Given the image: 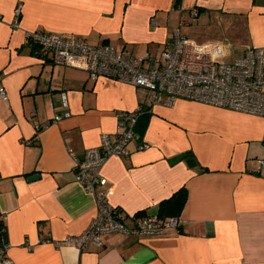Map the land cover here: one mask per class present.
<instances>
[{
	"label": "crops",
	"instance_id": "obj_1",
	"mask_svg": "<svg viewBox=\"0 0 264 264\" xmlns=\"http://www.w3.org/2000/svg\"><path fill=\"white\" fill-rule=\"evenodd\" d=\"M195 8L199 23L187 38L229 41L235 56L264 48V0H0V88L8 94V101L0 99L5 259L264 264V118L183 99L142 115L130 155L112 157L102 169L108 203L127 216L158 215L160 205L185 188L181 228L162 236L104 235L101 246L82 251L60 244L85 232L97 214L95 196L76 182L75 161L98 147L103 134L117 133L116 114L135 111L147 95L53 63L28 33L73 34L135 57L160 58L174 32L194 23ZM65 113L70 117L55 122ZM33 176L38 179L30 181Z\"/></svg>",
	"mask_w": 264,
	"mask_h": 264
},
{
	"label": "built area",
	"instance_id": "obj_2",
	"mask_svg": "<svg viewBox=\"0 0 264 264\" xmlns=\"http://www.w3.org/2000/svg\"><path fill=\"white\" fill-rule=\"evenodd\" d=\"M16 15L19 18L20 10ZM190 16L195 22L198 9L191 10ZM151 23L157 26L155 19ZM14 25L18 27L19 21ZM28 38L47 56L51 55V61L57 65L85 70L93 82L113 80L139 88L147 95L145 103L135 111L116 114L117 133L103 134L98 147L88 149L83 160L75 161L76 182L95 196L97 204V214L88 229L80 236L68 237L60 243L80 251L90 244L101 246L104 235L162 236L182 226L180 217L127 216L107 201L103 166L112 157L130 155L128 146L136 140L135 128L142 115L151 113L157 106L171 108L183 99L264 118V48L248 47L235 56V46L229 41L197 43L178 29L160 58L135 57L110 45H92L73 34L34 31L28 33ZM0 99L8 101L3 87L0 88ZM63 106L68 107L65 95ZM64 117H70V114L56 116L55 122ZM145 148L146 145L140 146V149ZM0 263L13 264L4 258L2 250Z\"/></svg>",
	"mask_w": 264,
	"mask_h": 264
},
{
	"label": "trees",
	"instance_id": "obj_3",
	"mask_svg": "<svg viewBox=\"0 0 264 264\" xmlns=\"http://www.w3.org/2000/svg\"><path fill=\"white\" fill-rule=\"evenodd\" d=\"M186 201H187V190L185 188H182L181 190L176 192L169 200L163 202L160 205V211L158 213V216L163 219L169 217H180L181 212L186 204ZM7 245H8V234H7L6 226L0 214V249L6 247Z\"/></svg>",
	"mask_w": 264,
	"mask_h": 264
},
{
	"label": "rangeland",
	"instance_id": "obj_4",
	"mask_svg": "<svg viewBox=\"0 0 264 264\" xmlns=\"http://www.w3.org/2000/svg\"><path fill=\"white\" fill-rule=\"evenodd\" d=\"M189 21V20H187ZM186 21V22H187ZM192 21V20H191ZM203 21V20H202ZM193 22V21H192ZM198 23L199 22H194L192 25H189V24H184V26L181 28V31H182V35H187V36H191L192 34V30L194 28H196V26H198ZM201 24V23H200ZM93 45V44H92Z\"/></svg>",
	"mask_w": 264,
	"mask_h": 264
},
{
	"label": "water",
	"instance_id": "obj_5",
	"mask_svg": "<svg viewBox=\"0 0 264 264\" xmlns=\"http://www.w3.org/2000/svg\"><path fill=\"white\" fill-rule=\"evenodd\" d=\"M188 164L190 167H194L196 165V162L193 159L188 160ZM38 179V176H33L30 178V181Z\"/></svg>",
	"mask_w": 264,
	"mask_h": 264
}]
</instances>
